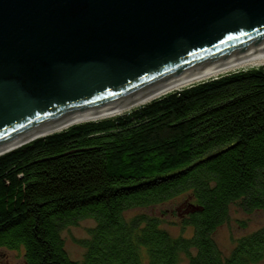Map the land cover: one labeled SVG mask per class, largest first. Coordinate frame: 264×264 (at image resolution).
<instances>
[{
	"label": "trees",
	"instance_id": "trees-1",
	"mask_svg": "<svg viewBox=\"0 0 264 264\" xmlns=\"http://www.w3.org/2000/svg\"><path fill=\"white\" fill-rule=\"evenodd\" d=\"M177 204L161 208L176 197ZM232 206L264 213V69L230 72L0 156V248L24 264H256L264 227L226 258ZM161 208V209H158ZM135 209L145 210L132 215ZM191 229L171 236L163 227ZM95 223L81 261L61 232Z\"/></svg>",
	"mask_w": 264,
	"mask_h": 264
},
{
	"label": "water",
	"instance_id": "water-1",
	"mask_svg": "<svg viewBox=\"0 0 264 264\" xmlns=\"http://www.w3.org/2000/svg\"><path fill=\"white\" fill-rule=\"evenodd\" d=\"M255 57L264 0H0V156Z\"/></svg>",
	"mask_w": 264,
	"mask_h": 264
},
{
	"label": "rangeland",
	"instance_id": "rangeland-1",
	"mask_svg": "<svg viewBox=\"0 0 264 264\" xmlns=\"http://www.w3.org/2000/svg\"><path fill=\"white\" fill-rule=\"evenodd\" d=\"M263 68L264 66H256L247 69H256ZM246 70V69H237L234 71ZM227 72V73H230ZM227 73H222L220 75H224ZM219 75V76H220ZM214 78V77H212ZM211 79V78H210ZM208 80V79H207ZM201 82V81H199ZM194 82L192 84H195ZM189 86V85H188ZM187 87V86H186ZM185 88V87H183ZM180 90V89H179ZM178 91V90H176ZM174 92V91H172ZM170 93V92H169ZM167 94V93H166ZM163 96V95H162ZM137 107V106H136ZM134 107V108H136ZM132 109V108H130ZM130 109L123 111L122 113L128 112ZM120 113V114H122ZM82 123V122H81ZM64 130V129H63ZM182 197L178 196L170 201L168 204L162 206L161 208L172 206L181 201ZM158 208V209H161ZM145 210L135 209L127 215H132L136 212H143ZM166 221L164 222L162 227L173 237L176 236H184L189 237L191 235V229L186 228L181 230L180 226L172 225L170 221H175V218L167 216ZM95 225L94 221L89 218L81 219L77 221L76 224L70 225L66 227L61 232V238L64 242V249L71 260L81 261L83 255L86 251V248L83 245V242L90 238V229ZM264 227V213L261 211H253V212H244L238 209L235 206L230 208L229 219L228 221L220 226L213 234V239L219 249L220 253L224 258L228 257L234 248L235 240L241 236L254 232L260 228ZM181 258L186 263V259L181 256ZM184 263V264H185ZM0 264H24L23 259V250H11L4 247L0 248ZM256 264H264V259L259 261Z\"/></svg>",
	"mask_w": 264,
	"mask_h": 264
},
{
	"label": "bare ground",
	"instance_id": "bare-ground-1",
	"mask_svg": "<svg viewBox=\"0 0 264 264\" xmlns=\"http://www.w3.org/2000/svg\"><path fill=\"white\" fill-rule=\"evenodd\" d=\"M256 66H264V57H255V58H251L245 61H241L235 64H231L219 69H215L200 75H197L193 78H189L183 81H180L170 87H167L159 92H157L154 95H151L149 98H147V100H144L142 102H140L139 104L133 106L132 108L136 107V106H140L143 105L145 103L150 102L153 99H156L162 95H165L166 93L172 92V91H176L179 89H182L183 87H186L188 85H191L194 82H199V81H204L207 79H210L212 77H217L222 73H227L233 70H237V69H247V68H252V67H256ZM123 111L119 112V113H108V114H102V115H98L96 117H85V118H81L78 119L76 122H84V121H95V120H99V119H103V118H108V117H113L115 115H119L120 113H122Z\"/></svg>",
	"mask_w": 264,
	"mask_h": 264
}]
</instances>
